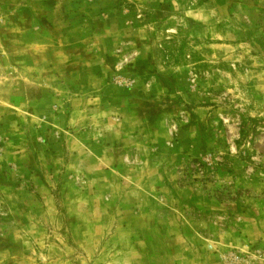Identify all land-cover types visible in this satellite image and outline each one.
Masks as SVG:
<instances>
[{"label": "rangeland", "instance_id": "1", "mask_svg": "<svg viewBox=\"0 0 264 264\" xmlns=\"http://www.w3.org/2000/svg\"><path fill=\"white\" fill-rule=\"evenodd\" d=\"M152 83L166 141L101 160ZM0 264H264V0H0Z\"/></svg>", "mask_w": 264, "mask_h": 264}, {"label": "crops", "instance_id": "2", "mask_svg": "<svg viewBox=\"0 0 264 264\" xmlns=\"http://www.w3.org/2000/svg\"><path fill=\"white\" fill-rule=\"evenodd\" d=\"M156 84L148 85L149 91L147 94L139 92L137 106L133 105L131 107L127 100L120 104L115 102L112 105V101L106 100V97L102 98L104 102L99 101L98 104L101 108L99 111L101 116L99 123L102 125L99 141L104 142V144L100 145L103 149L100 156L101 160L107 162V160H111L109 155H112L113 159H115L113 161L117 163L120 150L125 148L137 149L139 156L141 152L146 156L148 144H159L166 141L163 120L169 114L168 109L164 108L167 106V101L162 100V98H165V89ZM149 96L150 98L153 97V99L151 100ZM144 101L152 102V104L146 107H138L141 103L144 104ZM154 102L157 103L155 104ZM113 116H117V119L113 118Z\"/></svg>", "mask_w": 264, "mask_h": 264}]
</instances>
